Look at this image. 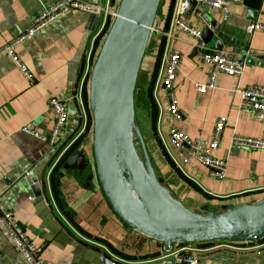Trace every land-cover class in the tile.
Listing matches in <instances>:
<instances>
[{
    "label": "crops",
    "instance_id": "1",
    "mask_svg": "<svg viewBox=\"0 0 264 264\" xmlns=\"http://www.w3.org/2000/svg\"><path fill=\"white\" fill-rule=\"evenodd\" d=\"M57 1L0 0V201L38 247L44 264H102V257L116 264H158L165 254L163 245L122 224L95 178L85 188L87 172H64L60 179L56 176L57 163L63 156H59L62 142L67 144L78 136L81 140L78 146H83L91 160L90 117L86 99L77 96L88 54L105 24L102 17L69 13L27 35L33 18ZM84 1L99 6L109 4L113 10L119 0ZM171 5L167 1L165 16L152 36L138 78L145 89L141 88L140 104L146 105L142 110L145 109L148 125L143 134L151 158L186 205L201 207L228 204L235 198L234 202L256 198L264 194V150L236 147L231 138L233 135L259 138L264 134V122L242 109L240 97L234 92L235 88L264 86V31L246 32L253 20L264 24V0L233 2L227 13L203 6L200 11L208 26L188 17L191 25L201 32L211 23L220 26L225 37L220 51L213 50L215 37L205 48L201 45L195 50L198 42L176 28L170 30ZM7 46L31 75L30 80L3 51ZM170 51L180 54L175 80L178 119L167 113V100L160 86L164 55ZM201 52L220 53L243 62L241 76L215 73L213 89L196 92L194 85L207 84L212 74V66L200 61ZM49 98H59L66 104L67 122L61 132V144L56 146L21 132L23 127L39 134L49 132L53 120L47 107ZM150 105L155 110L154 119L148 109ZM220 118L224 119L225 128L211 155L226 159L223 180L216 179L193 159L184 163L170 150L167 140L170 129L193 140H208ZM151 166L156 178L167 186L152 161ZM26 173L29 177L24 176ZM32 178H37L41 187L40 201L30 189ZM202 245H197L200 264H264L262 239L247 247ZM0 264H24L1 229Z\"/></svg>",
    "mask_w": 264,
    "mask_h": 264
},
{
    "label": "water",
    "instance_id": "2",
    "mask_svg": "<svg viewBox=\"0 0 264 264\" xmlns=\"http://www.w3.org/2000/svg\"><path fill=\"white\" fill-rule=\"evenodd\" d=\"M167 1H118L92 55L86 80L91 160L83 148L77 149L63 160L56 176L60 179L64 172H87L84 187L95 178L104 199L121 223L138 235L160 242L164 253L176 245L257 242L264 238V194L228 204L186 205L166 178L159 175L142 135L159 177L165 179L177 202L170 208L145 207L135 197L134 192L144 193L145 190L140 178L128 168V132L136 121L137 104L143 98V93L137 91L141 65L152 36L158 31L159 20L165 16ZM216 34L221 35L217 37ZM214 37L213 50L220 51L225 37L220 26L214 23L203 30L202 40L195 50L201 45L205 48ZM58 179L56 184H59ZM31 182L33 196L42 200L37 178H32ZM100 260L102 264H116L106 257Z\"/></svg>",
    "mask_w": 264,
    "mask_h": 264
},
{
    "label": "built area",
    "instance_id": "3",
    "mask_svg": "<svg viewBox=\"0 0 264 264\" xmlns=\"http://www.w3.org/2000/svg\"><path fill=\"white\" fill-rule=\"evenodd\" d=\"M170 1L172 2V9L170 10L168 20L170 26L169 29L172 30L176 28L193 41L200 42L202 40V32L191 25L188 17H194L197 21L208 26L206 18L200 11L201 7L204 6L222 13H227L231 4L239 0ZM69 13H79L86 16H99L102 17L103 20H106V18L113 15L109 4L99 6L87 3L84 0H58L51 6L43 9L33 18L32 26L27 32V35H33L42 30L51 21ZM256 30L264 31V24L259 23L258 20H253L247 26L246 32L247 34H252ZM3 51L11 57L12 61L15 62V64L24 72L27 79L30 80L31 75L20 65L13 52L10 50V46L4 48ZM198 57L203 64H210L212 66V74L209 82L207 84L194 85L195 91L198 93H204L209 89H213L215 73H223L231 77H240L242 74L244 63L239 60L226 58L220 53L206 54L201 52ZM91 58L92 55L89 52L87 68L83 75L81 86L88 75ZM179 61L180 54L178 51L166 52L163 59L160 78V86L164 91L167 100L166 110L173 119L179 118V110L175 94V80ZM79 92H81V87ZM79 92L77 96L78 98L81 97V93ZM234 92L240 97L242 109L252 112L257 120L264 122V86L235 88ZM47 107L53 114L52 125L47 134H39L24 127L21 128V132L45 142L49 146H56L61 140V132L67 122L66 104L59 98H49L47 101ZM224 128V119H218L214 123L212 135L208 140H193L176 129H170L167 137L168 145L170 150L176 154V157L183 160L184 163H187L189 159H193L199 165L210 170L212 176L216 179L223 180L226 172V159L215 158L211 155V152L217 149ZM231 143L234 146L243 149L264 150V134L259 138H246L239 135H233ZM70 144L62 147L59 155L60 157L69 148ZM177 158H175V160H177ZM24 176L29 177L28 173L24 174ZM32 199L33 198L30 197V200ZM0 229L5 232L13 248L21 255L24 264H44L40 257L38 247L32 244L23 228L14 219L13 213L8 210L1 201ZM249 244L251 243L230 244L214 242L211 246L215 245L217 248H233L247 247L246 245ZM158 264H200L199 248L197 245H176L171 251L164 254Z\"/></svg>",
    "mask_w": 264,
    "mask_h": 264
},
{
    "label": "bare ground",
    "instance_id": "4",
    "mask_svg": "<svg viewBox=\"0 0 264 264\" xmlns=\"http://www.w3.org/2000/svg\"><path fill=\"white\" fill-rule=\"evenodd\" d=\"M133 124L134 122L131 124L128 132V168L129 170H133L140 178L145 190L144 193L138 190L139 194L134 192L135 197L138 199L141 206L170 208L176 204L177 197L171 189L163 185L162 182L156 178L151 166L149 153L139 131L135 132V139L138 144V151L136 150L132 135V130L134 129ZM142 198H144V200H142Z\"/></svg>",
    "mask_w": 264,
    "mask_h": 264
},
{
    "label": "rangeland",
    "instance_id": "5",
    "mask_svg": "<svg viewBox=\"0 0 264 264\" xmlns=\"http://www.w3.org/2000/svg\"><path fill=\"white\" fill-rule=\"evenodd\" d=\"M169 8H171L172 9V5L169 7ZM111 11H112V14H113V10L111 9ZM111 17L112 16H109L108 18H109V20H108V25H109V23H110V20H111ZM108 18H106V20L104 21L105 22V24H106V21H107V19ZM105 24H104V27H105ZM104 27H103V29H104ZM103 29H102V31H103ZM102 33V32H101ZM100 33V34H101ZM100 36V35H99ZM141 88L143 89V87H141V85L137 82V91H141ZM145 88V87H144ZM143 90H145V89H143ZM141 93V92H140ZM146 105H144V106H142L141 104H140V102L137 104V108H136V113H135V115H136V121H134V124H133V126H134V129L132 130V135H133V141H134V145H135V148H136V150L138 151V144H137V141H136V139H135V132L136 131H139L140 133H141V135L144 137V141L146 142V139H145V137L146 136H144V134H143V131L145 130V128L147 129V125H148V118H147V116H146V112H145V109L144 110H142V108L143 107H145ZM148 109L150 110V115H151V119H154L155 118V110H154V107L152 106V105H150L149 107H148ZM139 126V127H138ZM79 135V134H78ZM77 138H78V136L76 137V138H74L72 141H70V142H68L66 145H68V144H70V146H69V148L72 146V145H74L75 144V141L77 140ZM80 145H81V143H80ZM83 145V144H82ZM146 145H147V143H146ZM78 147H80V146H78ZM83 147V146H82ZM82 147H80V148H82ZM68 148V149H69ZM67 149V150H68ZM147 149H148V151H149V153H150V149H149V146L147 145ZM66 150V151H67ZM65 151V152H66ZM64 155V154H63ZM151 156V155H150ZM158 169V168H157ZM158 172H159V175H162L161 174V172L158 170ZM168 187V186H167ZM175 192H176V190H175ZM235 200H237L236 198L235 199H231V200H229V201H231V202H233L234 203V201ZM193 206H196V207H198L197 205H193Z\"/></svg>",
    "mask_w": 264,
    "mask_h": 264
},
{
    "label": "trees",
    "instance_id": "6",
    "mask_svg": "<svg viewBox=\"0 0 264 264\" xmlns=\"http://www.w3.org/2000/svg\"><path fill=\"white\" fill-rule=\"evenodd\" d=\"M167 17H168V14H167ZM108 20H109V18L107 19V21H106V24H105V27H104V29H103V31H102V33H101V35L96 39V41H95V44H94V47H93V50L91 51V55H93V53L95 52V50H96V48H97V46H98V43H99V41H100V39H101V37L104 35V33L106 32V30H107V27H108ZM167 20H168V18H166V20H165V22H167ZM86 80H87V77L84 79V81H83V84H82V86H81V97L85 100L86 99ZM86 103V102H85ZM87 107V106H86ZM86 111H87V109H86ZM87 113H88V111H87ZM89 124H90V122H89ZM89 127V126H88ZM86 131H87V128H86ZM81 143V140L78 138L76 141H75V144L74 145H72L65 153H64V155L61 157V159L59 160V162L57 163V168L59 169L60 168V165L62 164V162H63V160L70 154V153H72L73 151H75V150H77V147H78V145ZM66 143H63L62 142V144L60 145V147H59V151L62 149V147L65 145ZM56 168V169H57ZM262 240H264V238L262 239ZM210 245H212V243H206V244H204V245H202V246H210Z\"/></svg>",
    "mask_w": 264,
    "mask_h": 264
}]
</instances>
